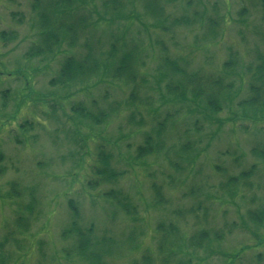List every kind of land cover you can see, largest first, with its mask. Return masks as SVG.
I'll list each match as a JSON object with an SVG mask.
<instances>
[{"label": "rangeland", "instance_id": "1", "mask_svg": "<svg viewBox=\"0 0 264 264\" xmlns=\"http://www.w3.org/2000/svg\"><path fill=\"white\" fill-rule=\"evenodd\" d=\"M34 1L0 0V33L17 35L13 42L0 41V92L10 97L5 109L0 97V130H4L0 132V258L4 263L84 264L74 254L76 240L65 235L73 201L81 216L80 227L93 226L96 240L106 237L112 244L119 243L113 245L119 253L108 260L110 264H134L145 254L152 256L154 264H165V259L168 264H264V224L257 228L249 218V212L264 210V155L254 151L264 148V113L258 117L261 113L246 102L259 65L256 52L264 54L261 0H158L167 31L157 29L145 15L143 0H125V12L137 19L121 18L113 28L129 32V39L145 45L148 57L143 72L148 85L140 96L151 101L150 108L132 106V88L101 76L63 91L51 85L65 54L55 59L25 58L38 43ZM100 5L95 0L87 10ZM194 13L219 21L216 38L205 39L200 26H173L175 20ZM91 14L92 20L98 19L95 12ZM101 27L95 37L109 31ZM86 37L73 51L63 43L61 52L78 56L86 50L81 46ZM163 51L182 61L189 73L222 77L232 85V94L227 91L231 95L216 115L222 121L220 128L216 120L203 118L191 101L179 104L163 98H168L165 83L158 85L157 76ZM231 52L238 55L239 65L226 69ZM63 94L67 99L61 100ZM80 106L94 113L101 107L115 112L104 126L95 127L76 117L73 108ZM134 111L142 114L145 128L130 124ZM135 118L139 121L141 116ZM198 119L201 122L195 123ZM161 120L167 126L165 148L160 155L131 162L144 134L152 133ZM197 124L201 128L196 133ZM117 138L121 140L111 144L110 139ZM102 149L113 152V168L127 174L116 183L90 189V170ZM251 170L248 179L233 181ZM13 183L24 184L21 202L11 193ZM154 183L165 200L159 208L154 206ZM115 190L130 195L137 221L123 212L112 215L117 210L104 195ZM32 191L36 209L33 215L25 214L19 229L17 206L28 207ZM201 232H210L211 240L203 242V248L192 246L191 239Z\"/></svg>", "mask_w": 264, "mask_h": 264}, {"label": "trees", "instance_id": "2", "mask_svg": "<svg viewBox=\"0 0 264 264\" xmlns=\"http://www.w3.org/2000/svg\"><path fill=\"white\" fill-rule=\"evenodd\" d=\"M100 1V8L98 9V7L95 6L94 11L92 9L91 11L87 10L88 5L95 4V0H45V2L43 0H35L32 3L33 20H35L33 29L38 35V43H34L30 47L25 54V58L55 59L59 54L64 53V60L60 64L59 71L51 81V85L54 87L63 91V89H69L71 86L75 85V83H84L101 76L100 78H106L102 80L123 83L132 88L130 96L132 106L136 105L135 107L137 108L140 106L150 108L152 107L151 101L147 98L141 100L140 96L144 86L148 85L147 75L143 72L146 67L144 57H148V55H146L145 45L137 43L134 37L129 39L127 36L129 32H122L118 27L113 28L116 26L115 22L121 18L127 21L130 20L131 22L133 19L137 18H134L132 13L129 15L125 12V0ZM143 2L145 15L153 19L156 28L158 27L157 29L167 31L168 29L165 27L166 24H164L166 18L163 12L164 9L160 6L158 0H143ZM261 2L263 6L262 20L264 21V0H261ZM94 12L98 16L97 20L91 19V13ZM103 25H105L109 31H104V33L102 32L103 35L100 33L98 37H95L97 32L102 30L101 26ZM173 26H200L205 31L204 38L208 39L217 37L216 34H218V27L220 24L218 20L214 21L212 18L205 19L203 14L194 13L192 17L187 16L175 20ZM148 28L149 27H146V29ZM117 32H119V34H117ZM85 36H87L85 38V43L81 46L85 47L86 50L79 53L78 56L74 54L70 55L68 50L67 52H61L60 47H62L63 43L67 44L70 51L78 47L80 48L79 40ZM16 37L17 35L14 32L0 33V41L5 44L13 42ZM150 42L151 45H153L152 38ZM155 44L158 46L161 45V43L157 41ZM256 54V58L259 61V65L256 67V74L258 76L256 74L254 76L255 80L250 86L252 96L246 102H248L247 107L253 109L255 113H264V54H259L258 52H256ZM160 55L159 60L162 61V64L159 66L157 74L159 80L158 85L165 83V89L168 95V98L164 96L163 98L166 99L167 102L169 98H173L179 104L191 101L195 110L201 111V116L203 118L210 121L216 120L220 128L222 126V121L218 120L216 115L223 110V104L227 101V97L232 94V85L225 84L222 77L217 78L214 77V75H206L199 72L189 73L186 67L182 66V61L170 58L168 54L164 55V51ZM238 65V55L231 52L229 60L224 65L225 68L228 66L235 69ZM249 69L253 71V66ZM227 91L231 94L228 95ZM47 96L48 95H46V97ZM189 96L192 100L189 99ZM0 97L3 99V105L1 107L5 109L10 101V97L8 93L3 90L0 92ZM63 97L64 98L61 100L67 99L65 94H63ZM93 103L97 105L95 100ZM73 111L76 117L79 116L78 118L80 120L88 124H93L95 127L104 126L110 118V115L115 112L111 107L109 109L108 107L104 109L101 107L94 113L84 106H80L79 108L74 107ZM262 113L258 115V117H262ZM136 115L141 116L139 121L136 120ZM169 117L170 116H168L167 119ZM199 121L198 119L195 123ZM4 123H6V120ZM31 124H33V122ZM130 124H135L139 129L146 127L142 114L137 111H134V114L130 117ZM194 126H196L194 132H199L201 128L200 124ZM166 127V123H162L161 120L158 122L157 127H154L152 133L146 132L144 134V142L136 149L137 154L132 158L131 162L133 160L143 161L149 156L160 155L162 149L165 148L163 144ZM3 131L4 130H0V132ZM153 134H155L158 139L155 140L156 137L153 136ZM186 134H189V132L186 131ZM121 138L114 140L110 139L111 144H117ZM254 151L264 155V148L260 151L255 147ZM113 155V152L106 153L103 149L97 154L98 163L91 167L90 171L92 178L87 183L90 189H97L102 184L116 183L127 174L126 172H121L113 168ZM82 167H84L83 170H85V163H83ZM252 173V170L249 172L247 171L241 174L239 176L240 178H234L233 181L240 182L241 180H246ZM78 176L79 175H77V178ZM11 187V193L18 198L21 197L17 199L21 202L24 199L22 198V196H24L22 193L25 192L24 184L13 183ZM151 188L154 195V206L159 208L165 201L161 187L158 186L157 183H154ZM32 190L34 191V189ZM32 192L30 195L33 201L28 207L24 206V209L19 208L22 204H18L16 200V204H18L17 211L15 212L17 216L16 226H18L19 229L25 221V218L23 219L25 214L33 215L36 209L38 201L36 203V197L34 196V192ZM104 196L109 199V201L111 200L110 202H112V205L117 210L115 214H112L114 217H117L123 212L129 217H133L134 220L137 219V209L133 205L129 194L122 190H115ZM70 206L73 216L71 217L69 228L65 231V235L67 238L76 240L74 254L78 256L80 261L84 264H110L108 260L113 258L115 255L114 253H119L113 246L116 245L117 241L112 244V240L106 237L96 240L93 237V226H91V228L89 227V229L82 226L80 227L82 220L77 205L71 201ZM249 218L254 226L257 228L261 227L264 224V210L249 212ZM30 219L31 217L29 216L27 222ZM162 226L164 228L163 223ZM158 229V231H162L160 230L162 227ZM167 231L168 230L165 232ZM172 232L176 233V228ZM207 240H211L210 232H201L191 239L190 242L194 247L203 248V242ZM195 241H197L196 245H194ZM117 244L119 245V243ZM168 261V259H165V264H168ZM154 262L155 260L150 254H145L140 260L135 261L134 264H154ZM0 264H5L4 259L0 258ZM178 264H190V261H179Z\"/></svg>", "mask_w": 264, "mask_h": 264}]
</instances>
